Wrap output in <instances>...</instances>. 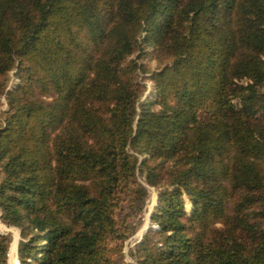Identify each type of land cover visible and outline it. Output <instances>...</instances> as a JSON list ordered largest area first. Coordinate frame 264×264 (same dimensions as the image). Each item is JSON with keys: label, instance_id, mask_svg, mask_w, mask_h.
Instances as JSON below:
<instances>
[{"label": "trees", "instance_id": "trees-1", "mask_svg": "<svg viewBox=\"0 0 264 264\" xmlns=\"http://www.w3.org/2000/svg\"><path fill=\"white\" fill-rule=\"evenodd\" d=\"M2 97L18 264H264V0H0Z\"/></svg>", "mask_w": 264, "mask_h": 264}, {"label": "rangeland", "instance_id": "rangeland-1", "mask_svg": "<svg viewBox=\"0 0 264 264\" xmlns=\"http://www.w3.org/2000/svg\"><path fill=\"white\" fill-rule=\"evenodd\" d=\"M15 81L14 77L12 76L9 83L7 84V87H9V85H11V83ZM147 84H150L149 81H147ZM5 107V100L2 97L0 99V109ZM149 199L147 201L146 204V209L142 215L141 221L138 224V227L136 229V231L128 238L124 241V251L127 255V251L129 247H132L133 244L140 238L141 234L143 233V231L145 230V228L149 225H154L150 223L149 220V215L150 212L152 210L153 205L156 202V190L153 187L149 188ZM0 233H8L10 235V243H9V247H8V251H7V264H18V259H17V244L18 241L20 239V235H19V229L15 226H7L5 225L1 220H0ZM15 241V251H10V247H11V243ZM10 252V253H9ZM15 259V260H14ZM130 259V258H128Z\"/></svg>", "mask_w": 264, "mask_h": 264}, {"label": "bare ground", "instance_id": "bare-ground-1", "mask_svg": "<svg viewBox=\"0 0 264 264\" xmlns=\"http://www.w3.org/2000/svg\"><path fill=\"white\" fill-rule=\"evenodd\" d=\"M10 251H15V241L11 243ZM10 253V252H9ZM15 260V259H14Z\"/></svg>", "mask_w": 264, "mask_h": 264}]
</instances>
